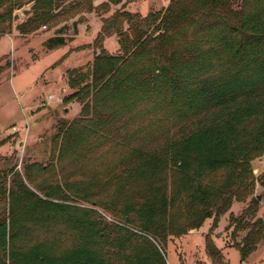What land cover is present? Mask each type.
Returning <instances> with one entry per match:
<instances>
[{
	"label": "trees",
	"instance_id": "1",
	"mask_svg": "<svg viewBox=\"0 0 264 264\" xmlns=\"http://www.w3.org/2000/svg\"><path fill=\"white\" fill-rule=\"evenodd\" d=\"M120 1L109 0L100 7L108 11ZM24 3L47 13L57 2L0 0V25L7 23L0 37L10 31L9 21ZM88 10L99 13L91 5ZM100 22L92 45L79 48L98 50L99 56L85 68L66 72L73 92L63 102L78 103L79 117L60 123L53 145L62 153L88 130L87 124L97 123L96 113L97 118L102 110L110 116L116 106L109 105L116 97L121 103L128 94H141L150 102L154 94L163 110L171 112L175 130L156 148L154 143L132 146L120 174L126 181L157 179L163 183L159 186L161 204L152 210V217L174 203L195 212L191 229L200 228L208 219L216 228L227 217L229 246L238 252L240 263L245 262L264 241V214L256 218L259 202L253 196L256 182L264 191V173L254 178L251 168L254 157L264 155V0H170L166 9L145 17L117 10ZM64 29L47 39L48 49L70 41L61 35ZM72 30L76 35V22ZM109 38L118 39L119 56L105 52L103 44ZM131 110L125 108L127 115ZM133 134L134 139L139 136L137 131ZM168 174L169 188L164 179ZM14 189L19 201L43 216L36 215V221L56 222L50 214L66 216L74 211L52 201L63 200L59 196L53 198L42 190L39 196L20 181ZM234 204L242 205L238 213L232 210ZM87 221L84 239L78 238L74 246L55 254L49 250L53 237L47 246L44 240L32 243L30 236L21 240L12 223L0 217V264H163L148 239L157 240L153 226L147 224L140 234H129L123 244L110 241L118 251L109 253L96 242L105 237L104 230ZM204 244L211 264H228L208 235Z\"/></svg>",
	"mask_w": 264,
	"mask_h": 264
},
{
	"label": "rangeland",
	"instance_id": "2",
	"mask_svg": "<svg viewBox=\"0 0 264 264\" xmlns=\"http://www.w3.org/2000/svg\"><path fill=\"white\" fill-rule=\"evenodd\" d=\"M56 2V8L47 13L35 10L32 3L22 4L9 21L10 31L5 30L4 35L10 37L11 42L0 37V217L12 223L21 240L30 236L32 243L44 240L46 245V241L50 244L53 237L49 250L55 254L74 246L78 238L84 239L88 220L104 230L105 237L96 242L102 244V251L109 253L118 251L110 241L123 244L126 236L140 234L139 230L149 224L155 228L157 240L151 239L152 236L148 239L154 244L163 264H211L204 250V237L207 235L221 250L228 264H264V241L245 262L240 263L238 252L229 246V232L225 230L227 217L216 228L211 227L212 220L208 219L200 228L191 229L195 212L185 211L178 203L168 207L165 213L152 217V210L161 204L163 191L159 186L163 183L157 179L126 181V177L120 174V165L132 146L154 143L156 148L168 132L175 130L171 112L163 110L160 99L157 100L154 94L150 102L149 97L141 94H128L124 97L126 101L121 103L116 97L115 103L109 107L116 106L119 113L114 114L112 109L108 116L103 115L107 113L102 110L98 112V118L96 113L97 123L87 124L88 130L66 145L62 153L57 150L56 143L53 145L60 123L77 119L80 111L76 114V108L72 109L71 105L76 102H63L73 92L67 85L66 73L64 75L56 67L62 59L60 49L64 47L48 49L47 39L64 27L61 35L71 40L72 23L76 22L78 28L86 29L85 36L82 35L78 43L92 45L101 27V18H107L117 10L145 17L166 9L170 0H121L117 5H110L108 11L100 6L109 0ZM89 5L99 8V13L90 12ZM3 26L6 27L7 23L0 25V29L5 28ZM90 40L92 43L88 44ZM67 43V52L83 51L79 48L86 46L74 43L78 46L75 49L73 43ZM103 47L108 55H120L116 38L106 39ZM92 51L93 57L99 56L98 50ZM93 57L84 68L91 65ZM81 59L74 56L67 61L65 68ZM126 107L132 109L129 115L125 112ZM90 113L88 117L92 119V110ZM134 131L139 132L136 139ZM106 138L109 140L104 141ZM251 168L254 178L263 174L264 155L254 157ZM164 179H167L169 188L170 175ZM17 181L37 195L42 190L52 193L53 198L59 196L63 200L52 201L69 205L74 211L66 216L50 214L58 220L56 222L36 221V215L43 216L19 201L14 189ZM253 196H260L256 218H262L264 191L257 182ZM241 208V204H234L232 210L238 213ZM106 226L114 236L108 234ZM107 243L106 247L103 246Z\"/></svg>",
	"mask_w": 264,
	"mask_h": 264
},
{
	"label": "crops",
	"instance_id": "3",
	"mask_svg": "<svg viewBox=\"0 0 264 264\" xmlns=\"http://www.w3.org/2000/svg\"><path fill=\"white\" fill-rule=\"evenodd\" d=\"M96 4V3H95ZM20 10V9H19ZM83 30V33L81 32ZM97 30V29H96ZM85 31L86 29L79 26L78 28V25H77V34L76 35H73V38H71L70 43H73V48H77L78 46H82V45H86V44H79L78 41L79 39L82 37V35L85 36ZM99 31V30H98ZM56 33V32H55ZM55 33L53 36H55ZM51 38V37H50ZM3 39H6L8 40L9 42H11V38L10 37H6L5 35L3 36ZM49 39V38H48ZM110 39V38H109ZM74 43H78L77 45L78 46H74ZM92 43V40H90V42H88V44H91ZM108 43V42H107ZM68 44V43H67ZM64 49H60V51L62 52V55L60 56V59L64 57V59L56 66L58 69H61L63 72H64V75L66 73V71L70 70V69H74V68H79V67H83L85 64H87L90 60L91 57H93V51L91 50H83V51H71V52H67L66 51V45L63 46ZM56 51H59V50H56ZM74 56H77L79 58H82L80 61L78 62H74L71 66L69 67H66L65 68V64L67 63L68 60H70L71 58H73ZM65 87V86H64ZM63 91V90H62ZM52 99V98H51ZM55 99V97H54ZM72 109L73 108H76L75 109V112L74 113H79L80 111V105L77 104V103H73L72 105Z\"/></svg>",
	"mask_w": 264,
	"mask_h": 264
},
{
	"label": "water",
	"instance_id": "4",
	"mask_svg": "<svg viewBox=\"0 0 264 264\" xmlns=\"http://www.w3.org/2000/svg\"><path fill=\"white\" fill-rule=\"evenodd\" d=\"M256 200H257V201H260V196H257V197H256Z\"/></svg>",
	"mask_w": 264,
	"mask_h": 264
}]
</instances>
